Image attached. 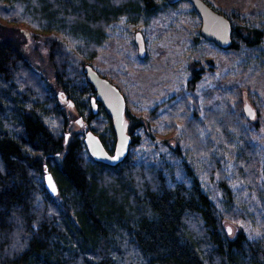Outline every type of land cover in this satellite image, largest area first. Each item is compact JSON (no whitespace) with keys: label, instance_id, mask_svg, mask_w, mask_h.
<instances>
[{"label":"trees","instance_id":"1","mask_svg":"<svg viewBox=\"0 0 264 264\" xmlns=\"http://www.w3.org/2000/svg\"><path fill=\"white\" fill-rule=\"evenodd\" d=\"M203 1L232 24V44L224 50L262 44L264 30L237 25L213 0ZM167 7L166 0H0V264H264V215L257 216V240L225 228V221L251 218L233 207L235 195L217 157L209 171L219 176L225 213L190 171L189 185L181 183L135 163L131 152L121 164L108 166L90 155L85 134L70 130L66 140L70 120L59 93L88 125L104 119L90 131L114 154L113 123L101 105L93 113L96 91L85 67L112 23L123 17L152 20ZM25 32L46 48L55 89L28 61ZM192 72L189 90L201 79L199 71ZM242 103L240 117L217 107L206 118L223 127L225 138L230 130L241 134L235 175L255 188L261 154L240 127ZM194 117L187 123L190 144L198 146V156H210L214 145L198 143ZM128 132L132 148L139 140L132 127ZM260 169L264 176V160ZM47 170L57 196L46 189Z\"/></svg>","mask_w":264,"mask_h":264},{"label":"rangeland","instance_id":"2","mask_svg":"<svg viewBox=\"0 0 264 264\" xmlns=\"http://www.w3.org/2000/svg\"><path fill=\"white\" fill-rule=\"evenodd\" d=\"M213 1L235 24L264 30V0ZM201 27V17L190 2L169 5L152 20L132 22L123 17L110 25L105 43L90 64L116 85L126 99L128 125L139 140L130 148L134 162L152 166L169 179L188 185L192 179L187 174L190 171L225 213L228 206L219 176H212L209 171L212 157H217L235 195L233 207L245 210L251 218L237 223L225 221V228L231 229V235L243 230L250 240H257L262 235L257 216L264 215V176L260 169L264 160V41L252 48L241 45L238 51L224 50L205 40ZM138 32L146 43L143 58L135 43ZM25 34L23 50L28 61L45 83L55 89L46 48L29 33ZM194 68L200 72L201 79L189 90ZM241 100L243 107L249 103L256 113L253 120H248L243 108L245 121L240 124L248 141L261 154L255 188L235 175L241 134L230 130L231 136L225 138L220 131L223 127L210 124L206 118V113L217 107L228 108L240 117L237 109ZM59 102L70 120V129L65 131L67 141L70 130L85 134L91 127L96 128L97 122L104 121L98 117L88 125L61 93ZM98 114L99 110L95 115ZM194 116L199 118L198 143L203 148L209 142L214 145L210 156H198L195 153L200 152L198 146L194 148L190 144L187 123ZM51 125L57 127L59 123L51 121Z\"/></svg>","mask_w":264,"mask_h":264},{"label":"water","instance_id":"3","mask_svg":"<svg viewBox=\"0 0 264 264\" xmlns=\"http://www.w3.org/2000/svg\"><path fill=\"white\" fill-rule=\"evenodd\" d=\"M166 1L169 5H176L181 2L192 3L202 20L201 36L221 49H228L231 46L233 28L230 20L225 15L216 12L203 0ZM135 43L139 50V56L141 58L145 57L146 43L141 32L136 34ZM84 72L87 81L96 91V96L91 101L92 111L94 114H97L99 106L103 107L105 113L112 120L116 136V147L113 155L107 151L101 139L92 131L85 133V146L96 161L108 166H117L128 156L132 142V138L128 132L126 99L121 90L108 79L101 76L93 66L87 65ZM244 113L248 120H253L256 116L253 107L249 103L245 104ZM45 186L52 196H57L58 186L54 177L49 172L46 173ZM228 232L230 234L231 229H228Z\"/></svg>","mask_w":264,"mask_h":264},{"label":"bare ground","instance_id":"4","mask_svg":"<svg viewBox=\"0 0 264 264\" xmlns=\"http://www.w3.org/2000/svg\"><path fill=\"white\" fill-rule=\"evenodd\" d=\"M111 82V81H110ZM49 172L48 170L46 171V173ZM48 191V190H47Z\"/></svg>","mask_w":264,"mask_h":264}]
</instances>
